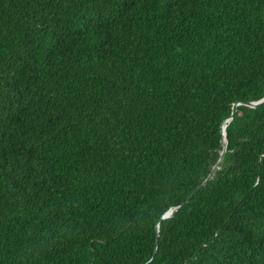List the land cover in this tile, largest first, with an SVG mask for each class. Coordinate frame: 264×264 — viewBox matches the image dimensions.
<instances>
[{
    "label": "trees",
    "instance_id": "obj_1",
    "mask_svg": "<svg viewBox=\"0 0 264 264\" xmlns=\"http://www.w3.org/2000/svg\"><path fill=\"white\" fill-rule=\"evenodd\" d=\"M263 97L264 0H0V264H264Z\"/></svg>",
    "mask_w": 264,
    "mask_h": 264
},
{
    "label": "water",
    "instance_id": "obj_2",
    "mask_svg": "<svg viewBox=\"0 0 264 264\" xmlns=\"http://www.w3.org/2000/svg\"><path fill=\"white\" fill-rule=\"evenodd\" d=\"M241 104H242V103L235 104L234 107H233L234 110L237 108L238 105H241ZM262 104H264V97H263L262 99L258 100V101H255V102L245 103V105H247L248 107H251V108H256L257 106L262 105ZM231 119H232V116H231L229 119H227L225 122H229ZM227 126H228L227 123H224V124H223V139H222L223 152H222L221 158L219 159V161L217 162V164L215 165V167L213 168V170H212V172L209 174V176H208V177L204 180V182H203V183H202V184H201V185H200V186H199V187H198V188H197V189L191 194V196H192L193 194H195L196 191H198V190L202 189L204 186H206L207 183L213 178L214 173L216 172V170L219 168L220 163H221V161H222V159H223V156H224V152L226 151V146H227V138H226V135H227V131H226ZM191 196H189V198H187V200H186L182 205L177 206V207H175V208H171L169 211H167V212L162 216V218H161V220L159 221V223H160L162 220H166V219L171 218V217L173 216V214H174L176 211L180 210L181 207H182L184 204H186V203L190 200ZM157 229L159 230V224H158V226H157Z\"/></svg>",
    "mask_w": 264,
    "mask_h": 264
}]
</instances>
